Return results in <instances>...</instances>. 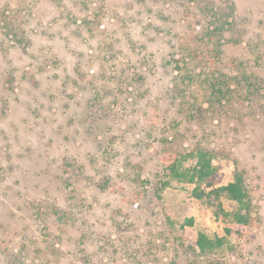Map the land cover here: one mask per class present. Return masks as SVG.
I'll return each instance as SVG.
<instances>
[{
	"label": "rangeland",
	"instance_id": "rangeland-1",
	"mask_svg": "<svg viewBox=\"0 0 264 264\" xmlns=\"http://www.w3.org/2000/svg\"><path fill=\"white\" fill-rule=\"evenodd\" d=\"M206 9L235 79L223 103ZM199 149L205 192L243 172L246 238L224 230L236 202L171 173ZM198 230L224 246L187 256ZM176 262L264 264V0H0V264Z\"/></svg>",
	"mask_w": 264,
	"mask_h": 264
},
{
	"label": "trees",
	"instance_id": "trees-1",
	"mask_svg": "<svg viewBox=\"0 0 264 264\" xmlns=\"http://www.w3.org/2000/svg\"><path fill=\"white\" fill-rule=\"evenodd\" d=\"M206 10L210 12V23L207 27L208 42L206 44V56L213 71V79L210 80L214 96L216 97L213 103H223L225 98L230 100L233 97V94L228 90L227 83H230L231 80H235L233 77H230L227 81L220 72L221 67L224 65L220 59L222 54V31L224 28L220 26V22L223 20V13L214 11V9ZM211 18L214 20H211ZM239 81L240 80L237 78V82ZM231 86L233 85L231 84ZM252 94H255V91H253ZM194 158L195 163L192 166L193 169L187 168L184 170L179 161L172 160L171 163H169L171 173L175 174L178 178L187 179V182L190 184H196L192 195L197 199L201 200L207 198L208 200H212V197L215 196V200H218L221 196L225 195L230 200L236 202L238 204V211L228 220L224 230L227 235H237L239 240L246 238L254 221V206L243 172L237 171L234 180L227 185L205 192L201 189L199 183L205 182L213 174L212 155L208 150L199 149L194 155ZM166 186H168V181L159 182V187L155 190V195L159 200L162 199V192ZM194 224V218H187L185 222L181 224L180 228L182 231L188 232L193 229ZM193 236L192 244L189 248H186L187 256L189 254L187 250L190 249V254L197 253L196 255H198V257L210 258L213 252L222 248L226 242L224 237H219L217 235L211 236L200 230L195 231ZM176 264L179 263L176 262Z\"/></svg>",
	"mask_w": 264,
	"mask_h": 264
}]
</instances>
